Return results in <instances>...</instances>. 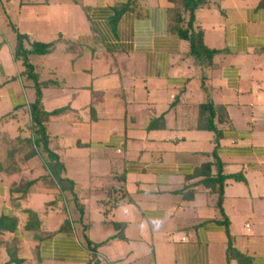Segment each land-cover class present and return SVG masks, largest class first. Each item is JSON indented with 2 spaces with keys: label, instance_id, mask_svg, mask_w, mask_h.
I'll use <instances>...</instances> for the list:
<instances>
[{
  "label": "crops",
  "instance_id": "crops-1",
  "mask_svg": "<svg viewBox=\"0 0 264 264\" xmlns=\"http://www.w3.org/2000/svg\"><path fill=\"white\" fill-rule=\"evenodd\" d=\"M63 1L0 0V136L11 132L12 146L29 136L30 123L24 111L26 88L16 77L19 69L11 54L15 36L8 23L33 38L48 37L45 42L67 33L81 37L76 43L57 42L50 53L76 64L69 74L72 85L62 82L60 90L44 89L42 98L50 111L46 96L51 102L55 94L67 96V89L71 93L69 101L53 106L51 111H64L49 119L48 131L65 164L63 176L74 182L73 194H60L41 157L10 159L7 146H0V217L17 220L14 233L0 236V264H15L8 263L11 243L20 264H238L227 263L222 217L196 174L202 165L212 163L215 139L199 115L205 102L199 85L202 73L213 103L228 112L227 123L215 120L221 135L216 153L224 173L241 178L227 181L222 202L232 244L248 264H264L261 0L250 4L232 0L226 6V0H205L196 11L206 47L226 51L216 55L206 70L184 58L186 44L168 33L167 0H135L137 13L126 12L114 23V9L128 0H94L92 8L81 6L91 28L77 20L73 29H82L75 33L64 25L82 14L77 2L63 5ZM39 7L45 11L36 10ZM52 8L58 15L54 19ZM3 49L13 63L9 72ZM108 61L115 66L116 79L112 71L94 70ZM39 66L44 72L46 68ZM3 88L6 93H1ZM161 116L164 126L150 128L152 119ZM52 121L65 124L69 134L52 133ZM8 163L12 165L7 167ZM210 173L214 175V167ZM23 180L38 182L24 199L12 204L11 190ZM28 210L37 214L36 231L25 229ZM70 211L73 215L66 216ZM84 234L101 244L96 252L86 247Z\"/></svg>",
  "mask_w": 264,
  "mask_h": 264
},
{
  "label": "trees",
  "instance_id": "trees-1",
  "mask_svg": "<svg viewBox=\"0 0 264 264\" xmlns=\"http://www.w3.org/2000/svg\"><path fill=\"white\" fill-rule=\"evenodd\" d=\"M168 7V23L167 30L170 35L176 36L178 39L186 44V50L183 53L184 58H190L194 64L200 67L202 70L210 69L213 65V59L216 55L226 52L225 50L219 51L210 49L204 44V30L203 27L196 20V11L206 4L205 0H167ZM138 6L135 0H128L124 5L114 9L113 23L117 22L120 16L126 12L137 13L135 7ZM258 8H264V0H261L258 4ZM15 36V41L12 48V59L19 69L17 78L26 79L29 81V88L34 90V100L28 103V117H29V136L24 139H17L16 144L9 143L7 146L8 157L14 158L16 155H21L23 160H29L34 157H41L44 163V167L47 171V177H49L53 184L58 187L60 194L70 192L73 194V182L63 176L65 168L64 164L55 152L56 147L53 145V138L48 131V122L51 117L57 116L64 109L46 111L43 105V90L49 87L58 86V82L55 80H43L39 76L40 66L38 58L44 57L53 51L59 37L56 40L50 42H39L28 34L21 32L15 25L8 23ZM15 77V78H16ZM204 74L200 76L201 89L205 92L204 86ZM176 101L172 103L175 104ZM21 107L17 108L19 110ZM200 118L205 121V128L208 131L215 133L214 148L212 152V163H206L196 171L198 176L203 179V185L208 188L209 195L215 198V207L222 217L220 223L224 225L227 236V248L226 259L227 263L231 260L237 261L238 264H248V258L240 254L232 244V238L228 230V219L226 218L222 202L224 197V188L228 180H239L240 175H229L224 173L223 164L220 161L216 150L218 148V142L220 139V132L218 131L215 120L219 123L228 122V112L224 106L215 105L210 96L199 107ZM163 117L152 119L150 128L163 127ZM12 163H8L6 166H11ZM1 166V165H0ZM214 167L215 173L212 175L210 170ZM14 168V167H13ZM39 179V178H38ZM38 180H23L15 188L11 190L10 197L11 203L14 204L17 200L24 199L28 191ZM18 197V198H16ZM58 198L60 195L57 196ZM76 206L78 207L80 216H83L82 208L77 204V199L73 195ZM68 225L66 221L61 229H65ZM40 226V222L35 212L27 211V221L25 229L27 231H36ZM114 228L122 229L121 225L114 224ZM17 229V220L15 217L1 216L0 217V236L4 233H14ZM121 236L122 234H119ZM84 243L86 247L96 252L99 244L93 243L86 234L83 235ZM115 238V237H114ZM108 241V240H107ZM106 241V242H107ZM103 245V244H102ZM9 256L8 263L20 264L21 261L17 258V250L14 243L10 244L7 248Z\"/></svg>",
  "mask_w": 264,
  "mask_h": 264
},
{
  "label": "rangeland",
  "instance_id": "rangeland-1",
  "mask_svg": "<svg viewBox=\"0 0 264 264\" xmlns=\"http://www.w3.org/2000/svg\"><path fill=\"white\" fill-rule=\"evenodd\" d=\"M3 3H5L6 2V0H1ZM229 1H232V0H226V1H224L223 2V6H226V5H228L229 4ZM251 1L252 0H249V3L248 4H250L251 3ZM69 2L71 3V4H73V5H75V4H77L78 5V7L76 8V9H78L80 12H81V14L82 15H78V14H75V15H73L72 17H71V19H73V20H71V19H69V20H66V25H64L65 26V28H66V30L68 31V32H72V33H75V32H77V31H79V30H81L82 29V26L81 27H79V28H76V29H73V26H75L76 24H77V20H78V22L81 20V21H83V23L86 25V28L87 29H89V28H91V23H90V21H88V20H86V18H85V14H84V12H83V10H82V8H81V6L83 7L84 6V4H88V5H90L89 7L90 8H92L93 7V5L95 4V2H94V0H64L63 2H62V4L64 5H67V4H69ZM75 2H77V3H75ZM53 4H56V2H52ZM75 3V4H74ZM52 4V5H53ZM13 4H11L10 5V9H11V11H12V13H13ZM53 7H54V5H53ZM36 10H38V11H40V12H44L45 11V8L44 7H39V8H36ZM138 12H140V11H138ZM34 13H35V10H34ZM57 13V11H56V9H54V8H52V18L54 19L55 17H57V16H55V14ZM44 16H46V14L44 13ZM36 16H35V14L33 15V21H36V18H35ZM38 18H40V16H38ZM85 19V20H84ZM14 25V24H13ZM57 25V23L55 22V26ZM84 26V25H83ZM46 32V31H45ZM45 32H43V33H40V35H44V34H46ZM55 33V32H54ZM33 34V33H32ZM0 37H1V35H0ZM51 37H52V35H51ZM61 38L60 40H58V41H60V42H64V43H67L68 41H72V42H75L76 43V41H78L81 37L80 36H78V35H76V36H74V35H69L68 33H67V35H61V36H55L54 35V37H52V38H56V39H58V38ZM35 38V40H37V41H39V42H45L46 40H47V38L48 37H34ZM97 38V37H96ZM99 45V44H98ZM2 52H3V61H4V65H5V68H6V71L7 72H9L10 70H12V66H13V63H9V57H8V54L5 52V50L3 49L2 50ZM57 58L55 59V56H53V54H49L48 56L46 55V56H44V58L43 57H40V58H38V62L42 65V66H44L46 69H45V71L43 72V68H41L38 72H39V76H40V78L41 79H43V78H50V79H53V80H55V81H57L58 82V86H56L57 87V89H59L60 87H59V85L60 84H62V82H63V85H65L66 87H69L68 85H70V83L72 82L71 81V79H70V77H69V74H70V72L71 71H74L73 69L75 68V66H76V64L74 65L73 63H72V61H65V60H63L64 58H60V56H56ZM109 62L110 61H108V62H103L98 68L97 67H94V70H95V72H97L98 74H100V73H102V72H105V71H112L113 72V74L111 75V76H113L115 79H116V77H117V73L114 71L115 70V66H112L111 67V65L109 64ZM51 67H56V71L54 70V71H52V69H51ZM110 67V68H109ZM111 69V70H110ZM97 75V74H96ZM65 80V81H64ZM71 85H72V83H71ZM199 85L201 86V79H199ZM23 86H24V88H26V90H25V98H26V104H24V111L26 110V111H28V103H31L33 100H34V98H35V96H34V90L33 89H29V86H30V84H29V81H27L26 79H24L23 80ZM204 86L206 87L205 88V92L203 91V93H204V99L205 100H207V98H208V96H210L211 97V87H210V85H207L206 84V81L204 80ZM201 88V87H200ZM60 90V89H59ZM66 91V90H65ZM67 91L69 92H67L66 94H67V96H61V95H53V99H52V101L51 102H49V100H50V98H49V96H46V106H47V108H48V110H52L53 109V106L56 104V105H58V104H61V103H63V101L64 102H67V101H69L70 100V98H71V93H70V91H69V89H67ZM1 93H6V88H3L2 90H1ZM57 93H59V91H57ZM45 95H47V93H45ZM212 99V98H211ZM63 100V101H62ZM64 104V103H63ZM117 105V104H116ZM64 109V108H63ZM4 110H6L5 108H4ZM4 110H2V111H4ZM22 110V109H21ZM57 110H59V109H57ZM131 110V109H130ZM6 111H10V110H6ZM232 112H234V111H231V113ZM53 122V124H52V126H51V132L52 133H63L64 135H68L69 134V129L66 127V125L65 124H60L59 123V125H57L54 121H52ZM3 124V123H2ZM14 130V129H13ZM63 131V132H62ZM4 132V131H3ZM6 134H8L7 135V137L6 136H4L3 137V135L2 136H0V146H2L4 149H5V147L6 146H8L9 147V143L11 142V135H12V133L11 132H9V133H7L6 132ZM154 134V133H153ZM212 134V133H211ZM4 143V144H3ZM2 151V150H1ZM69 154H73V152L72 151H70V152H68ZM3 154V153H2ZM75 155V154H74ZM81 155V154H80ZM1 158H3L2 156H1ZM64 168H65V164H64V166H63ZM72 181V180H71ZM73 182V181H72ZM74 183V182H73ZM82 185H86V180L84 179V181H83V183H82ZM93 190V189H92ZM67 193V192H66ZM65 193V194H66ZM86 193V192H85ZM67 195V194H66ZM35 198V197H34ZM83 206V205H82ZM81 208H83V207H81ZM71 215H73V212L72 211H70V212H67L66 213V216H71ZM85 215V212H83V216ZM87 215H88V213H87Z\"/></svg>",
  "mask_w": 264,
  "mask_h": 264
},
{
  "label": "clouds",
  "instance_id": "clouds-1",
  "mask_svg": "<svg viewBox=\"0 0 264 264\" xmlns=\"http://www.w3.org/2000/svg\"><path fill=\"white\" fill-rule=\"evenodd\" d=\"M157 227H158V225H157Z\"/></svg>",
  "mask_w": 264,
  "mask_h": 264
}]
</instances>
